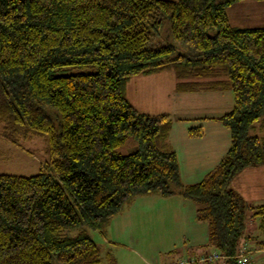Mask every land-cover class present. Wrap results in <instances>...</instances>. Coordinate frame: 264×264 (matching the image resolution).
Here are the masks:
<instances>
[{"label": "trees", "instance_id": "trees-1", "mask_svg": "<svg viewBox=\"0 0 264 264\" xmlns=\"http://www.w3.org/2000/svg\"><path fill=\"white\" fill-rule=\"evenodd\" d=\"M237 1L0 0V117L42 135L49 156L35 174L0 173V264H99L89 230L106 236L111 219L147 195L191 200L205 246L236 264L253 228L264 232V203L230 186L264 164V25L232 24ZM64 66L93 69L53 73ZM165 68L183 80L178 90L232 91L216 118L229 147L198 182L181 179L170 115L142 112L125 94L129 77ZM128 137L136 149L118 152Z\"/></svg>", "mask_w": 264, "mask_h": 264}, {"label": "crops", "instance_id": "crops-1", "mask_svg": "<svg viewBox=\"0 0 264 264\" xmlns=\"http://www.w3.org/2000/svg\"><path fill=\"white\" fill-rule=\"evenodd\" d=\"M131 77L147 87V109L142 112L168 113L171 117L167 139L177 153L182 181L186 184L200 181L229 147V130L216 118L232 107V91L229 88L178 90L177 83L183 80L177 78L172 68ZM129 80L130 77L126 83ZM197 126H201L203 134L189 135L188 129ZM230 186L243 199L264 203V164L245 167L233 177ZM194 216V203L181 195L138 196L128 209L111 219L107 235L101 236L122 257L132 261L130 264H176L181 259L200 257L215 250L205 246L206 223L196 221ZM252 231V236L260 241L247 238L254 247V263L264 264V232L255 227ZM189 264L225 263L218 260Z\"/></svg>", "mask_w": 264, "mask_h": 264}, {"label": "rangeland", "instance_id": "rangeland-1", "mask_svg": "<svg viewBox=\"0 0 264 264\" xmlns=\"http://www.w3.org/2000/svg\"><path fill=\"white\" fill-rule=\"evenodd\" d=\"M227 13L232 24L241 26L264 25V0L237 1L227 8ZM182 46L188 50L186 45L177 44L179 51L183 52ZM92 69L93 67L89 66H64L53 69V73H73ZM134 79L130 77V80L125 84L126 96L131 100L130 102L139 107L140 111L146 110L147 87L142 82L134 81ZM185 80L188 79L186 78ZM189 80L197 81L198 78H189ZM46 111L52 116L56 115V110L52 107H46ZM8 122V119L4 120L3 117H0V173L30 175L39 172L42 168L45 169L49 159L45 138L35 132L33 133L31 130L25 132L22 127L10 126ZM136 147V141L132 137H128L116 150L120 153H128L135 150ZM244 201L252 205L258 203L257 200L252 199H244ZM89 233L101 248L102 259L99 264H130L128 262H132L116 252L114 246L104 242L98 230L90 229ZM251 248L254 251L252 245ZM189 263L184 262L182 264Z\"/></svg>", "mask_w": 264, "mask_h": 264}, {"label": "built area", "instance_id": "built-area-1", "mask_svg": "<svg viewBox=\"0 0 264 264\" xmlns=\"http://www.w3.org/2000/svg\"><path fill=\"white\" fill-rule=\"evenodd\" d=\"M252 248L251 245L249 243V241L247 239H244L241 244L239 245L236 253L234 254V258L236 261V264H255L254 260H253V255H252ZM226 258V255L218 252V251H213L212 253L206 254V255H202L200 257H196V258H189V259H182L179 260L178 263L176 264H182L184 262H209V263H213L216 262L218 260H224Z\"/></svg>", "mask_w": 264, "mask_h": 264}]
</instances>
